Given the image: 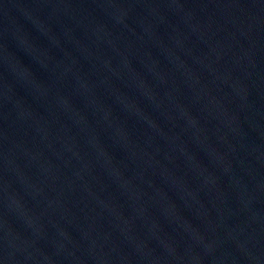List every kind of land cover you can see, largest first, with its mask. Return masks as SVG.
Masks as SVG:
<instances>
[{
	"label": "water",
	"instance_id": "1",
	"mask_svg": "<svg viewBox=\"0 0 264 264\" xmlns=\"http://www.w3.org/2000/svg\"><path fill=\"white\" fill-rule=\"evenodd\" d=\"M0 264H264V0H0Z\"/></svg>",
	"mask_w": 264,
	"mask_h": 264
}]
</instances>
